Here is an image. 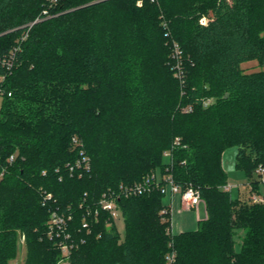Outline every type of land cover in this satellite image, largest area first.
Here are the masks:
<instances>
[{
    "label": "trees",
    "instance_id": "16d2710c",
    "mask_svg": "<svg viewBox=\"0 0 264 264\" xmlns=\"http://www.w3.org/2000/svg\"><path fill=\"white\" fill-rule=\"evenodd\" d=\"M15 48L12 69L0 65V264L15 255L18 230L26 264H58L53 210L72 214L70 232L84 240L72 264H167L172 254L173 264H264V202L233 199L223 166L236 147L248 178L264 167V0H0V57ZM252 61L262 70L247 73ZM75 137L88 172H70ZM158 172L200 193L197 230L171 234L159 189L117 199L123 238L102 210L82 229L104 192Z\"/></svg>",
    "mask_w": 264,
    "mask_h": 264
},
{
    "label": "built area",
    "instance_id": "2783aa9c",
    "mask_svg": "<svg viewBox=\"0 0 264 264\" xmlns=\"http://www.w3.org/2000/svg\"><path fill=\"white\" fill-rule=\"evenodd\" d=\"M50 2V6L57 3L59 0H48ZM141 4V2H139ZM43 15L44 18L51 17L48 9L44 10ZM41 20L40 18L37 21ZM36 21V22H37ZM202 24H206L207 20L205 18L201 19ZM32 26V25H31ZM27 38V34L24 35L22 40ZM20 48L13 49L7 57H0V65L3 66L7 71H10L13 67V61L15 60L16 53ZM171 58L173 60L172 68L175 73L174 76L179 80L181 85L185 83V72L183 69V55L179 44L176 41L172 43V53ZM5 79L4 76H0V82ZM4 91L0 89V95H3ZM11 96V94H9ZM213 99H207L204 101V108H207L209 105L213 103ZM192 107H186L183 111L190 112L192 111ZM73 143L78 147L79 150V158L75 164H68L70 167V172L75 173L78 169L83 171L91 170V159L88 155H86L85 150L83 148V143L76 137L73 138ZM180 139L176 138L174 141V145H179ZM164 157L172 163V152L171 150H167L164 152ZM10 163L14 161V156H11L9 159ZM258 173H264V167L260 166L257 169ZM4 171L0 174V179L3 177ZM154 189H159L163 195H179L182 202L185 203L189 208H195L202 202V198L200 193L193 187L189 186L185 190H182L174 181L171 174H167L159 178L156 174L149 175L145 177L141 182L131 185V186H120L118 190L116 189H108L103 193L100 200L97 202L95 206L94 212L90 210V206L87 207L86 216L82 222V229L91 231V222L89 217H93L95 221L98 220V216L100 211L108 212L111 217L116 220L118 217L119 207L117 204V199L124 196L126 198L133 196H140L146 193H150ZM225 190H230V187H224ZM47 199H51V195H48ZM254 201L262 202L259 198L254 197ZM73 221L72 214L61 213L58 210H53L50 214L48 228L49 237L53 240L55 247L60 251V258L58 264H72V256L73 252L78 248L80 243H84V240L77 241L73 234L70 232L69 224ZM175 262V254H172L168 257L167 264H173Z\"/></svg>",
    "mask_w": 264,
    "mask_h": 264
},
{
    "label": "rangeland",
    "instance_id": "374dc122",
    "mask_svg": "<svg viewBox=\"0 0 264 264\" xmlns=\"http://www.w3.org/2000/svg\"><path fill=\"white\" fill-rule=\"evenodd\" d=\"M208 21V18L203 17ZM163 64L160 66V70L164 67ZM243 69L247 73L257 72L262 70L259 63L257 61L248 62L242 65ZM236 154L237 148L232 147L226 151L225 154V169L228 174V183L233 187L230 190L231 196L233 199H239L242 201H253L254 197L259 198L260 200H264V173L261 176L260 174H254L251 178L247 177V174L243 170H239L236 168ZM258 181L255 188L249 182ZM202 202H204L202 200ZM180 218V215L177 216L173 223ZM116 228L119 233L120 238L124 237L125 234V223L121 212H118V217L115 220ZM18 242H17V250L15 255L8 260V264H26V257L28 252V246L26 242L25 235L18 230ZM242 234L238 232V236ZM236 251L241 249L240 238H236Z\"/></svg>",
    "mask_w": 264,
    "mask_h": 264
},
{
    "label": "crops",
    "instance_id": "0c3cea01",
    "mask_svg": "<svg viewBox=\"0 0 264 264\" xmlns=\"http://www.w3.org/2000/svg\"><path fill=\"white\" fill-rule=\"evenodd\" d=\"M225 154L226 152L223 155V166L225 165ZM235 160L237 161V154ZM255 174H260L261 176L263 175V173H258L257 171ZM157 176L159 178H162V175L159 172L157 173ZM249 183L254 186L253 182ZM225 187H230V190L231 188H233L229 183ZM230 190L228 191L230 192ZM260 201L264 202V200ZM163 204L169 207L172 213L170 232L173 235H179L183 232L195 231L198 229L200 221L205 220L207 218V209L204 202H201L200 205L195 208H189L187 205H185V203L182 202L179 195L169 194L166 196L164 195ZM179 215L180 218L176 220L175 223H173V218L175 220V218Z\"/></svg>",
    "mask_w": 264,
    "mask_h": 264
}]
</instances>
